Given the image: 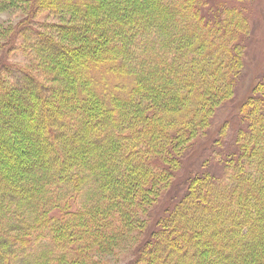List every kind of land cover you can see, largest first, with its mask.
I'll use <instances>...</instances> for the list:
<instances>
[{
    "label": "trees",
    "instance_id": "trees-1",
    "mask_svg": "<svg viewBox=\"0 0 264 264\" xmlns=\"http://www.w3.org/2000/svg\"><path fill=\"white\" fill-rule=\"evenodd\" d=\"M235 1L37 0L0 79V104L24 112L19 148L0 139V264H100L135 237L125 264H264V76L222 174L192 177L146 234L156 187L207 138L247 64L258 22L252 0Z\"/></svg>",
    "mask_w": 264,
    "mask_h": 264
},
{
    "label": "rangeland",
    "instance_id": "rangeland-1",
    "mask_svg": "<svg viewBox=\"0 0 264 264\" xmlns=\"http://www.w3.org/2000/svg\"><path fill=\"white\" fill-rule=\"evenodd\" d=\"M7 1V4L0 7V79L3 74V67L7 62H12L7 55V47L5 46L6 41L10 42L12 40V36L17 32L21 22H24L26 18L30 17L28 13L37 2V0H6V2ZM86 1L89 2V0ZM61 2L63 3V0H61ZM229 3L236 6L242 4L235 0H229ZM85 6L87 12L80 14L79 16H81L84 25H87L88 22L90 23V11L96 7L90 6V4ZM99 7L103 8V2H101ZM249 10L252 22L254 23L256 18V23L258 22V24L256 25L254 36L250 41V51L248 49L247 52V64L241 75L242 77L238 80L235 86L234 95L229 102L225 103L224 106L216 112L213 123L208 130L207 138L196 139L194 141L199 148H197L196 151L191 150V154L184 158L182 166L178 170H174V175L169 179L163 180V183L156 187V190H158L163 184L161 189H165L163 190V194H161L159 201L152 207L153 211H149L146 215L147 235L156 227L158 218L166 215L167 211H169L178 198H180L183 191L186 189L187 183L192 177L211 171H213V173L222 174V162L226 158V154L235 147L234 140L236 133L243 125L238 108L250 93H253L252 88L256 83L260 82L264 76V0H252ZM63 23L82 25V21L79 22L75 19L67 21L63 20ZM59 43L60 45L66 44L65 46L67 47L71 46L68 47L69 49L72 47L75 48V45H77L64 41H59ZM65 49L67 51L66 54H60L55 58L57 60L61 58L66 59V62L63 61V63L67 66V75L73 78L70 73L73 59L68 61V59L71 58L69 53L70 50L67 48ZM249 53H252L251 56H249ZM19 61L20 59H17L16 63L18 64ZM52 69L55 70L54 68ZM34 73L37 75V72L34 71ZM38 79L41 80V84L45 87H52L56 81V78L51 81L46 80L43 77H39ZM120 82H122V80ZM124 82L125 81L123 80V83ZM11 103L15 102L13 101ZM58 103L59 102L56 101V104ZM20 104L21 103L16 102V104L11 105L7 101L1 102L0 104V139L3 141V150H6L8 147L12 150H16L19 148V145H21L19 144L20 140L18 139L20 131L16 132L14 130V125L17 126L18 124L17 120L19 119V112L21 111L20 114L24 113L22 108L23 105ZM150 109L151 107L142 110V114L145 113L144 111H149ZM1 126L4 128H1ZM21 158L24 159L22 156ZM1 163L0 160V164ZM9 164L10 167L16 168V161H12L11 163L9 161ZM0 169H2L1 165ZM140 240L141 237L123 240L109 252L99 254L97 259L100 264H125L134 257L135 251L139 248Z\"/></svg>",
    "mask_w": 264,
    "mask_h": 264
}]
</instances>
